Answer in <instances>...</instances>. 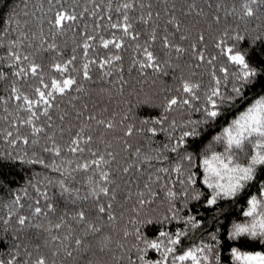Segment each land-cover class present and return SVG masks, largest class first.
Listing matches in <instances>:
<instances>
[{
  "label": "snow or ice",
  "instance_id": "obj_1",
  "mask_svg": "<svg viewBox=\"0 0 264 264\" xmlns=\"http://www.w3.org/2000/svg\"><path fill=\"white\" fill-rule=\"evenodd\" d=\"M40 8L41 15L36 17L34 28L27 27L28 21H24L25 27L21 28L19 20L16 21L18 37L8 40L0 56V65L8 69L0 67V80L7 81L0 102L6 121L10 119V112L15 114L9 127L16 129V135L5 130L4 140L12 145L21 140L27 145L29 137L20 135L18 128L27 125L34 134L33 145L38 144L44 134L45 143L41 148L51 156L46 161L36 151L23 150L7 156L44 166L50 174H55V179L46 178L47 185L58 187L60 196L67 195L72 203L76 202L73 194L84 201L91 198L96 208L95 221L88 219L83 208L75 212L78 222L85 225L82 236L73 238L71 233L63 237L51 236V240L59 242L53 249V256L63 253L72 257L70 239L76 250L81 246L88 250L90 246L85 244L84 238L99 239L105 226L115 227L113 222L117 219L112 206L119 185L111 169L116 157L107 151L110 144L106 143L104 152L87 147L93 136L85 131L90 124L84 121H95L106 129H113L116 124L112 119H97L92 113L84 118L81 127L70 135L67 151L76 154L87 150L91 159L77 160L74 167L73 159L65 156L55 131L51 130L55 125L50 113L58 107V96L84 92V81L92 80L94 67L101 79L108 80L110 87L101 89L108 95L115 92L123 96L125 86L132 88L134 79L141 89L155 91L158 99V103L150 107L159 109V114L141 117V127L132 123L124 125L123 119L119 121L124 125L125 137L134 132L151 134L147 137L146 150L136 147V159L119 169L130 177L125 184L134 179L137 185L136 215L132 217L131 229L122 230L125 239L131 236L135 241L132 244L136 250L134 259L133 255H128V260L133 264H224L219 249L226 246L233 264H264V250H244L238 246L241 239L264 245V63H253L250 53L238 47L240 41L251 35L249 25L255 32L251 35L250 47L264 44V0H232L231 6L219 3L201 6L196 0H186L180 5L176 0H161L159 5L153 0H117L115 3L113 0H84L83 3L80 0H48L47 7L40 5ZM213 8L215 11H211ZM229 16L233 17L232 21ZM194 18L202 19L207 29L193 23ZM68 33H71L74 46L65 56L63 49L67 41L61 43L59 38ZM97 45L107 50L105 56L94 53ZM128 47L133 53L125 69L120 53ZM46 52L53 56L47 63V71L43 60ZM126 72L131 79L125 78ZM22 111L27 113L23 118L19 115ZM65 115H59V120L63 121ZM81 116L82 111L77 119ZM59 130L65 131L63 127ZM158 133L164 134L163 141L153 139ZM122 142L125 149H133L127 140ZM152 160L159 162V166L154 171H145V164L153 168L149 163ZM77 170L92 172L86 195H81L80 189L73 186ZM141 183L143 189L139 188ZM153 184L166 190L167 207L159 216L149 212L141 219L140 213L145 206L151 209L158 197ZM37 191L47 203L46 208L28 205L34 216L55 212L56 204L49 196L48 187ZM130 197L131 189L127 188L124 198ZM20 201L19 194L11 200L7 211L9 219L17 207H24ZM192 202L208 206L206 213L214 208L215 214L198 217L190 208ZM35 203L39 205L38 200ZM225 203L232 207L245 205L240 209L243 218L221 223L222 219H229L220 207ZM29 219L25 214L17 216L21 228ZM171 221H182L183 226L174 231L161 228L156 238H149L141 231L146 224ZM63 222L61 219L49 226L59 229ZM206 225H212V230L206 231ZM29 226L44 227L39 222ZM197 228L205 230L208 242L200 239L197 244L181 247L182 237L187 236L190 229ZM30 242L37 250L41 243L48 244L40 232L35 233ZM107 246L108 237H103L100 250ZM27 247L25 245L26 250ZM116 247L122 252H131L118 241ZM150 249L159 253L158 258H148ZM13 251L15 255L7 260L0 258V264H17L20 251ZM110 251L114 254L113 249ZM26 254L30 257L32 252ZM34 264L49 262L44 254H39Z\"/></svg>",
  "mask_w": 264,
  "mask_h": 264
},
{
  "label": "trees",
  "instance_id": "obj_2",
  "mask_svg": "<svg viewBox=\"0 0 264 264\" xmlns=\"http://www.w3.org/2000/svg\"><path fill=\"white\" fill-rule=\"evenodd\" d=\"M81 3L84 0H80ZM117 2V0H113ZM154 3L160 4L161 0H153ZM186 0H176L178 5L185 3ZM201 6H205L209 3L213 5L219 3L222 5L231 6L232 0H196ZM40 5L47 7L48 0H0V56H3L4 50L7 46L9 39H15L18 37L16 31V21L19 20L20 27L24 28V21H28L27 27L34 28L36 24V17L41 15ZM206 11H209L206 9ZM211 11H215L213 8ZM27 13V15H25ZM223 16V12L220 13ZM135 15V13H133ZM184 19V17H181ZM229 21L233 20V17L229 16ZM12 21L11 25L9 21ZM193 23L197 24L199 27H204L207 29V24L198 18L192 20ZM243 28V26H241ZM5 30H7V35H5ZM47 30V28H46ZM249 30L251 35H255L252 31V26L249 25ZM251 35L246 37L245 40L238 43V47L250 53V60L253 63H264V44H257L255 48L250 47ZM60 42L63 43L67 41L66 47L63 49L64 55L68 56L71 53V49L74 46L71 38V33L66 34V37H60ZM111 47V46H110ZM208 48L212 50V43L209 39ZM79 51V50H78ZM94 53L100 56H105L107 50L103 48L102 45H97L93 49ZM133 49L128 47L124 49L120 54L123 56V64L125 69H127L130 60L132 59ZM53 58L51 53H44L43 60L47 71V63ZM39 59V57H38ZM185 60L188 59L187 56L184 57ZM79 66V62L78 65ZM5 71L7 67L0 65ZM93 78L89 81H84L85 91L77 94L73 92L69 96L59 97L56 100L57 108L52 109L51 115L53 117V122L55 127L51 130L56 133V140L64 149V154L67 158L73 159V167L77 160L83 161L85 159H91L90 153L86 150L82 153L72 154L67 151V145L70 143V135L74 134L76 130L81 127V122L84 118L92 113L97 117V119H112L116 124L113 129H106L103 125H97L95 121L85 123L90 124V127L85 128L87 133L93 136V141L87 147H90L99 152L105 151V145L110 144L111 147L107 148L115 155L116 160L111 163L112 175L116 179V183L119 185L117 188V198L113 202L112 211L117 213V219L113 223L115 227L111 225H106L103 231V235L99 238L87 237L84 238L85 244L90 247L88 250H83L81 246L80 250H76V246L73 239H70L68 243L73 249L72 257L64 256L63 253L53 256V249L59 243L58 241L51 240L52 235L65 236L71 233L72 237L82 236V230L85 225L78 222L75 217V212L83 208L86 215L90 221H95L96 219V208L94 201L90 198L87 201L75 198V203L67 198V195L60 196L58 187H53L52 185H47L46 178L55 179V174H50L49 170L44 166L34 163H29L25 161H17L15 159L8 158V153L16 154L23 150L26 152L36 151L42 158L46 161L49 160L51 154L42 151L41 145L45 143V136L41 134L39 143L36 145L32 144V139L34 134L31 133L30 127L27 125H19V134L29 137V143L25 145L21 140L17 141L16 145H12L8 141H5L4 131L11 130L13 135H16V129L10 128L12 120L15 119V114L9 113V120H5L3 103L0 102V258L7 260L10 255H15L14 249H19L20 255L17 257V264H34L35 259L39 254H44L49 264L55 261V264H133L132 261L128 260V255L135 254V249L132 248V244L135 243L134 239L129 236L124 238L122 235V230L124 228L131 229L132 217L136 215L134 209L137 204V185L133 179L131 183L125 184V181L130 179L128 174L120 172L121 166H126L132 160L136 159L134 149L140 147L141 151L146 150L148 147L147 137L151 134L146 132H134L132 136L125 137L123 135L122 129L124 125L128 123L134 124L136 127H141L139 120L141 117H151L159 114V109L150 107L151 104L158 103L157 94L155 91H150L148 88L141 89L135 84V80H132V88L125 86V94L120 96L117 93L108 95L107 92L101 89H107L110 87L107 79H101L99 74L95 72L93 67ZM135 76V73L132 74ZM126 79H131L127 72L125 73ZM169 83H171L169 81ZM7 81L0 80V97L5 95V87ZM111 87L115 88V85ZM133 88L135 90H133ZM258 90V89H257ZM30 91V89H29ZM78 98L74 99L73 97ZM148 100L149 103L145 104L144 101ZM87 105V108H84ZM12 106L10 105V108ZM83 112V116L77 119L80 112ZM66 113L64 120H59V115ZM113 113H116L113 116ZM20 117L23 118L27 115L26 112H20ZM125 117H127L125 119ZM123 119L124 125H121L119 121ZM41 120L46 123L45 118L41 117ZM63 127L65 131L60 132V128ZM119 137V139H118ZM153 139L156 141H163L164 134L158 133ZM210 139V137H208ZM123 140H127L128 143L133 145V149H125L123 145ZM207 142V140L205 141ZM84 145H82L83 147ZM243 162V161H242ZM149 163L153 165V168H148L145 164V171H154L155 167L159 166V162L152 160ZM165 166H168L167 162H164ZM92 175L91 171L85 172L83 170H77L75 173V179L73 181V186L80 189L81 195H86V189L88 188V177ZM135 176V173H133ZM142 179L145 177H141ZM47 186L49 189V196L52 198L53 202L56 204L55 212L49 211L48 214L34 216L32 208L28 205L40 206L46 208V201L44 196L37 191L38 188H43ZM153 190L158 193V197L152 208L149 209L145 206L144 210L140 213V218L142 219L144 215L149 212L153 213L155 216H159L163 213L167 207L166 203V190L159 187L157 184L152 185ZM127 188L131 189V197L129 199L124 198V193ZM140 189H143V183L139 185ZM177 188L179 185L177 184ZM20 190V191H18ZM24 191H27V195H24ZM19 194L21 196L20 203L24 205L23 208L17 207L14 210L12 218L9 219L7 216L8 206L15 195ZM147 195V193H146ZM39 201V205H36L35 201ZM165 201V202H161ZM179 207V205H177ZM245 205L237 204L235 207L225 203L221 204L220 207L224 209L225 215L229 217L227 221L221 220V223L227 224L231 222V219H242L243 214L240 211ZM208 206L201 207L198 203L192 202L190 208L194 214L198 217L205 215L213 216L215 214V209L207 212L205 209ZM18 214H25L30 217L26 225L21 228L17 222ZM184 214V213H182ZM34 217V218H33ZM63 219V224L59 229L50 228L51 224L59 223ZM5 221H8L7 223ZM43 224V228L36 229L30 227V224L35 223ZM183 222L171 221L170 223H149L141 228L149 238H156L158 236L159 230L161 228H166L169 231H174L176 227H182ZM47 230V231H45ZM212 225H206V231H211ZM40 232L43 239L48 240V244L45 245L41 243V248L39 250L32 248L30 238L35 235V233ZM103 237H108V246L104 248L103 251L100 250ZM200 239H204L208 242V237L205 234V230L200 228L189 230L187 236L182 237L181 247H188L193 244L199 243ZM117 241L123 244L125 248L131 249L130 253L122 252L121 249L116 247ZM39 242V241H38ZM25 245H28L27 250ZM238 246L242 247L244 250H264V245L258 242H253L245 239H241L238 242ZM110 249L114 250L110 251ZM32 252L29 257L26 252ZM221 253L222 260L224 264H233L230 259V255L226 246L219 249ZM148 258H158L159 253L154 250H149Z\"/></svg>",
  "mask_w": 264,
  "mask_h": 264
}]
</instances>
